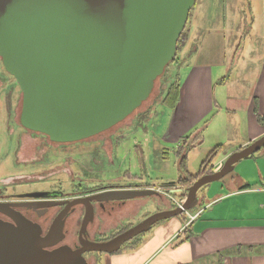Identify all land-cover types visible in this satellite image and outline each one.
Segmentation results:
<instances>
[{
    "label": "water",
    "instance_id": "1",
    "mask_svg": "<svg viewBox=\"0 0 264 264\" xmlns=\"http://www.w3.org/2000/svg\"><path fill=\"white\" fill-rule=\"evenodd\" d=\"M196 0H0V59L22 92L20 123L55 142H73L117 124L150 95L176 53ZM264 146V133L230 153L212 173L187 188L182 203L147 215L106 240L87 237L92 201L157 195L151 188H113L44 206L65 204L47 231L0 202V264H89L87 252L113 253L154 224L195 207L198 190L220 180ZM61 191H34L36 198ZM28 204V203H18ZM84 205L73 248L65 237L70 207Z\"/></svg>",
    "mask_w": 264,
    "mask_h": 264
},
{
    "label": "crops",
    "instance_id": "2",
    "mask_svg": "<svg viewBox=\"0 0 264 264\" xmlns=\"http://www.w3.org/2000/svg\"><path fill=\"white\" fill-rule=\"evenodd\" d=\"M215 3L201 2L177 53L182 71L165 133L172 143L186 137L187 156L203 142V128L224 134L215 146L230 153L264 133V0L246 3L249 16L244 1H227L220 14ZM197 123L202 128L184 136ZM216 158L218 169L223 159ZM205 199L192 221L159 226L105 264H264V147L238 161Z\"/></svg>",
    "mask_w": 264,
    "mask_h": 264
},
{
    "label": "rangeland",
    "instance_id": "3",
    "mask_svg": "<svg viewBox=\"0 0 264 264\" xmlns=\"http://www.w3.org/2000/svg\"><path fill=\"white\" fill-rule=\"evenodd\" d=\"M202 1H216V14L225 11L224 4L227 1H244L245 13L249 16V6L246 3L255 0H196L188 14L176 54L180 53L186 33L200 14ZM235 8L238 9V6ZM176 54L154 81L148 98L126 118L87 139L59 143L52 142L40 132L22 133L19 123L22 92L14 77L4 69L0 59V194L13 190L56 189L65 195L77 197L87 190L101 186L129 187L128 185H141V188H151L158 192L157 195L127 200L123 205L115 203L110 210L109 207L104 211L96 210L94 220L87 226V234L90 239L97 241L111 238L149 214L180 205L187 194V186L193 182L180 179L183 175L180 164L186 147L179 148L181 139L172 143L170 136L165 133L167 117L173 104L172 95L182 71L178 67L179 56ZM201 126L202 123L193 125L184 136L196 132ZM19 128L21 129L18 130ZM202 132L203 142L187 156V169L191 173L197 172L201 160L211 148L225 140L224 134L211 133L205 128ZM229 147L222 149L216 159H223L224 162L227 158L225 155L230 154ZM15 155L18 161L25 160L26 163L15 165L16 162L12 161ZM216 168L217 166H212L213 170ZM212 183L218 185L219 180L198 190L199 202L195 207L153 225L148 231L141 233L139 239L144 242L153 236L157 227L188 223L193 220L194 215L204 212L206 193ZM51 211L40 219L44 231L52 214H55ZM81 212V207L76 206L75 212L65 224V241L71 246L78 243ZM125 246L118 253L87 252L84 257L89 264H105L113 256L130 252L131 249Z\"/></svg>",
    "mask_w": 264,
    "mask_h": 264
},
{
    "label": "flooded vegetation",
    "instance_id": "4",
    "mask_svg": "<svg viewBox=\"0 0 264 264\" xmlns=\"http://www.w3.org/2000/svg\"><path fill=\"white\" fill-rule=\"evenodd\" d=\"M22 105V104H21ZM21 113V111H20ZM122 121V120H121ZM19 123H20V115H19ZM21 125V123H20ZM21 128H22V133H26V132H29V133H35V131H32V130H29L28 128H25L24 126L21 125ZM21 128H19L18 130H20ZM109 129V128H108ZM103 132V131H101ZM99 132V133H101ZM97 133V134H99ZM43 134V133H42ZM95 134V135H97ZM94 136V135H93ZM92 137V136H90ZM18 138H19V133H18ZM89 138V137H87ZM85 138V139H87ZM84 140V139H82ZM52 141V140H51ZM52 142H55V141H52ZM59 143V142H58ZM15 159V161H14ZM12 159L13 163L15 165H19V163H23L25 164L26 161L25 160H19L16 159V155H15V158ZM32 162V160H31ZM129 187H97V188H93V189H90V190H87L85 191L83 194H81L80 196H77V197H83V196H86V195H91V194H94V193H97V192H101V191H104V190H107V189H113V188H141V185H136V187H133L135 185H128ZM34 191H50V192H53V191H60V190H56V189H35V190H22V191H11V192H4L2 194H0V202L2 203H17L16 205H9L8 206H4L3 208L8 210V209H14L16 211H19L21 214H23L26 218H28L29 220L33 221V222H36L38 223L41 227H42V222L40 221V219H42L44 216H46L51 210V212H55V214L53 215L52 214V217L50 219V221L48 222V225L46 227V230L44 231L43 227H42V234H44L48 227L50 226L52 220L54 219V217L58 214V212H60L63 207L65 206V204H54V205H51V206H44L42 204H40L39 202L40 201H52V202H61V201H65V200H71L75 197H72V196H69V195H65L63 194V192L58 195V196H49V197H46V198H36V197H31V196H28L26 195L27 193H31V192H34ZM127 200H130V199H127ZM127 200H109V201H95L93 200L92 201V205H93V211H94V217H95V211L96 210H100V211H104L106 210L107 207H109V210L112 209L114 206H115V203H118L119 205H123L125 204V202ZM18 203H28V204H18ZM76 206H80L81 207V213H82V217H83V214H84V205L83 204H77L73 207H70L69 210H68V214L65 218V223H64V228H65V224H66V221L68 219V217L75 212L76 210ZM54 209H57L56 211H54ZM94 217H93V220H94ZM0 218H2L3 220H6V221H10V222H13L12 218H10L7 214H5L4 212L0 211ZM63 228V231L65 233V230ZM65 237H66V233H65ZM65 237L64 239L59 243V244H67L69 246H71L70 243H67L65 241ZM87 237L89 238L88 234H87ZM77 241H78V238H77ZM79 246L78 243H74L72 244L71 247L75 248Z\"/></svg>",
    "mask_w": 264,
    "mask_h": 264
},
{
    "label": "trees",
    "instance_id": "5",
    "mask_svg": "<svg viewBox=\"0 0 264 264\" xmlns=\"http://www.w3.org/2000/svg\"><path fill=\"white\" fill-rule=\"evenodd\" d=\"M196 2V1H195ZM195 4V3H194ZM192 8V7H191ZM190 12V11H189ZM184 34V31L182 30V32H181V34H180V36H179V38H178V40H177V45H176V50H178V44H179V41L182 39V35ZM187 38V33H186V37H185V39ZM184 44V42H182V44H181V46ZM177 52V51H176ZM176 54V53H175ZM177 55V54H176ZM173 59V58H172ZM172 61V60H171ZM170 61V62H171ZM169 62V63H170ZM168 63V64H169ZM168 64L165 66V68L168 66ZM164 68V69H165ZM164 71V70H163ZM163 73V72H162ZM161 73V74H162ZM177 88H176V90L173 92V102L177 99V95H178V85L176 86ZM258 121H260V122H262V121H264V119L263 118H261V117H258ZM114 126V125H113ZM186 140V137H183V138H181V141H182V143H184V144H180V147L179 148H181L182 146H185L186 148H187V146H186V144H185V141ZM264 147V146H263ZM187 149H185V151H186ZM220 150H221V146L220 145H218V146H215L213 149H211L208 153H207V155L205 156V158L202 160V162L200 163V166H199V170L196 172V173H190L189 171H188V169H187V155H186V153H185V151H184V154H183V157H182V159H181V164H180V171L181 172H183V175L180 177V179H185V180H187V181H191V182H194L195 181V179L197 178V177H199V176H201V175H203V174H208V173H212L213 172V169H212V166H213V161L215 160V158L217 157V154L220 152ZM192 184V183H191ZM190 184V185H191ZM190 185H188L187 186V188L190 186ZM205 186V185H204ZM203 187V186H202ZM187 188H186V190H187ZM177 216H179V215H177ZM176 217V216H175ZM169 219H171V218H169ZM169 219H166V220H169ZM162 221H164V220H162ZM159 222H161V221H159ZM159 222H157L156 224H158ZM182 224H185V222H183ZM155 225V224H154ZM129 227V226H128ZM128 227H125L124 229H126V228H128ZM184 228H186V227H184ZM123 229V230H124ZM122 230V231H123ZM185 230V229H184ZM140 235V234H139ZM138 235V236H139ZM138 236H136V237H134L133 239H131V240H129V241H127V242H125L122 246H121V248L118 250V251H116V252H113V254L114 253H118L122 248H123V246L124 245H126L125 247H127L128 245H129V243H132L133 241H135V240H137L139 237ZM94 253H97V252H94Z\"/></svg>",
    "mask_w": 264,
    "mask_h": 264
},
{
    "label": "built area",
    "instance_id": "6",
    "mask_svg": "<svg viewBox=\"0 0 264 264\" xmlns=\"http://www.w3.org/2000/svg\"><path fill=\"white\" fill-rule=\"evenodd\" d=\"M198 214H199V213H197L196 215H194V216H193V219L196 218Z\"/></svg>",
    "mask_w": 264,
    "mask_h": 264
}]
</instances>
